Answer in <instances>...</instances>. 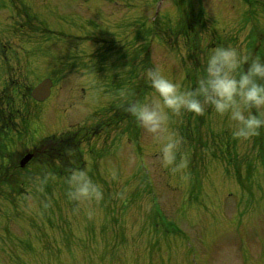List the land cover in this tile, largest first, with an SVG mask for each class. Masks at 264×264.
<instances>
[{"label":"rangeland","instance_id":"374dc122","mask_svg":"<svg viewBox=\"0 0 264 264\" xmlns=\"http://www.w3.org/2000/svg\"><path fill=\"white\" fill-rule=\"evenodd\" d=\"M5 1L0 0V41L2 48L9 47L12 63L23 69V85L33 86L48 75L57 80L52 96L36 107L31 139L79 123L114 98H121L119 103L127 100L126 78L123 87L116 79L133 73L135 66H145L146 72L162 66L170 78L190 89L193 81L186 74L193 76L191 63L176 27L178 17L192 4L206 10L210 24L223 37L238 34L226 38V46L237 47L248 56L254 55L248 52L256 40L251 34L260 30L249 31L253 22H247L245 0H172L165 5L168 12L164 6L158 9L156 0H80L78 6L69 0H25V9L20 6L22 0H13L19 6L16 13ZM20 10L29 11L34 24L23 17L14 23ZM255 13L259 16L255 22L262 23L264 30V0ZM60 15L64 22L57 21ZM36 18L47 23L51 33L47 37L39 39V34L32 33L38 28ZM21 21L25 34H17ZM101 33L105 38H96ZM210 37L209 31L206 40ZM97 39L109 45L119 40L134 45L131 61H119L126 52L113 51V47L108 49V55L115 52L112 64L85 61L96 49L105 50L98 47L102 41ZM40 40L45 43L35 45ZM68 59L80 60V67ZM91 68L104 73L89 74ZM1 71L0 87L4 83ZM139 78L144 91L136 101L150 98L152 92L146 73ZM181 120L187 127L182 130L183 139ZM107 135L83 147V168L104 194L99 203L69 201L67 176L48 178L36 166L22 173L38 178L33 184L21 187L18 182L11 186L0 182L4 193L0 199V264H264V129L258 136L240 140L232 136L226 119L211 109L201 117L173 116L168 135L179 144L167 165L152 134L134 117ZM191 148H197L196 152ZM0 150L1 156L4 147ZM14 186L29 193L9 200L7 192Z\"/></svg>","mask_w":264,"mask_h":264},{"label":"clouds","instance_id":"9594fccd","mask_svg":"<svg viewBox=\"0 0 264 264\" xmlns=\"http://www.w3.org/2000/svg\"><path fill=\"white\" fill-rule=\"evenodd\" d=\"M202 76L195 87L186 89L170 78L162 66L146 72L152 92L150 98H128L125 110L137 124L152 134L160 146L165 164L171 163L179 141L168 135L170 119L184 113L205 115L209 109L226 119L232 136L249 140L264 129V56L250 57L231 45L217 46L200 59ZM69 201L78 204L99 203L103 191L84 169L66 177Z\"/></svg>","mask_w":264,"mask_h":264},{"label":"trees","instance_id":"16d2710c","mask_svg":"<svg viewBox=\"0 0 264 264\" xmlns=\"http://www.w3.org/2000/svg\"><path fill=\"white\" fill-rule=\"evenodd\" d=\"M180 28V33L183 34L186 38V44H189L188 42H191V45L193 44V47L191 48L190 52V60L193 62L195 70H199L202 73L200 60L199 58H202L203 56V48H202V38L200 33L198 32V28L205 27V19L203 17L202 13H198V15L194 14V12H190L187 14V16L182 20ZM253 34V35H252ZM251 34V39L255 38L254 48L248 47L249 54H254L255 56L260 55L264 56V33H257ZM192 38V39H191ZM254 55L250 57H254ZM196 86V85H195ZM129 116V113L125 114V116H120V112L114 115L115 119H117L114 123L115 125L120 124L119 122L125 119ZM112 121V116L108 117L107 120L102 122V125L97 126L95 131H98V134L101 133L102 127L109 126L110 122ZM117 123V124H116ZM75 136L70 134L66 136H61L60 138H54L55 140H46L42 144L41 151L37 154L38 156H41L45 159V161H54L56 159H60L63 162H66L68 160L67 154L70 153L69 151H75L77 147L79 146V141L74 140Z\"/></svg>","mask_w":264,"mask_h":264},{"label":"water","instance_id":"95a60500","mask_svg":"<svg viewBox=\"0 0 264 264\" xmlns=\"http://www.w3.org/2000/svg\"><path fill=\"white\" fill-rule=\"evenodd\" d=\"M51 81L49 79L42 82L33 91V96L39 100H43L50 92Z\"/></svg>","mask_w":264,"mask_h":264}]
</instances>
